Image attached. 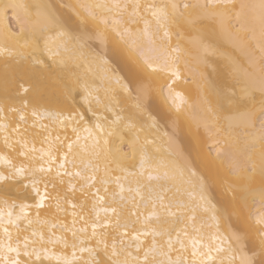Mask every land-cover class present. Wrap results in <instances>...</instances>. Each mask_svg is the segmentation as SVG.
<instances>
[{"label": "snow or ice", "instance_id": "6c2138e0", "mask_svg": "<svg viewBox=\"0 0 264 264\" xmlns=\"http://www.w3.org/2000/svg\"><path fill=\"white\" fill-rule=\"evenodd\" d=\"M3 7L28 9L26 5L5 4ZM60 8H66L71 15H65L50 4L31 6V10L26 11V14L35 19L30 20L27 25H22L20 33L17 34L23 36V43L17 49L0 48V54L15 55L27 61L28 67L25 71L36 80L37 101L51 83L59 93L56 102L68 109V114L65 115L62 110L47 112L33 106L31 115L35 119L32 127H36L37 120L45 118L59 122L64 128L76 120L74 93L81 86L80 78L75 74L67 77L57 76L52 66L43 59L42 53L47 54L50 59L53 58L50 47L53 39L59 41L56 54L58 55L61 49L70 53L68 59L76 63L77 67H88L94 60H99L104 65L108 63L106 59L93 53L89 41H99L105 47L109 43L114 44L137 68L132 82L124 83L116 78L121 90L134 101V111L127 117L113 112L115 119L110 121L113 127L106 135L99 122L95 125V134L91 129L85 128L84 131L88 132L89 138L92 139V145L80 146V152L77 154L80 156L79 161L76 155L69 159L74 145H79L81 139L78 127H72L76 139L67 144L68 152L59 157L55 152V142L49 143L47 149H37L34 142L30 144L28 129L25 128L21 132L19 124L13 128V132L18 134L15 139V144L20 146L18 155L29 161L38 159L40 164L38 167L24 162L16 165L10 159L0 156V163L10 169L9 175L0 174V181L30 176L32 191L37 197L31 207L37 209V212L33 219L27 211L30 206L21 203L20 213L15 214L11 210L17 207L15 202L9 205L7 199L2 201L3 207L9 210L7 213L0 210V264H44L45 260H55L56 264H216L219 257H214L213 252L231 253L233 249L231 245L227 250L216 245L215 241L220 239L219 235L203 231L205 227H218L216 213L219 209L209 199V189L212 184L218 183L225 191L232 193V214L238 215L241 205L246 204L249 186L256 171V165L249 155V146L246 144L244 148L240 147L242 133L239 129L254 128L256 120L259 119L258 134L264 142V0L252 4L241 3L238 6L233 0H205L204 3L182 4L171 0L170 3L162 5L129 4L113 0L111 4H61ZM141 8L150 13L152 19L141 15ZM72 17H75L83 31L72 30ZM205 20L215 25L214 33H218L222 41L241 51L246 50V42L249 39H255L258 29L260 40L257 47L260 56L258 75L254 55L246 53L248 68L226 57L229 60L230 75L235 81L230 87L239 88V98H236L234 90L231 95H227L228 85L216 90L214 94L227 99L232 109L230 114L221 117L219 110L223 105L218 103L217 110H214L206 96L200 97L199 102L207 107L204 109V115L199 118L193 116L192 120L197 134L202 130L206 138L205 165L209 174L200 176L194 183L192 177H196L197 173L192 170L190 162L185 161V164L180 166L174 160L154 156L149 150V145L155 152H160V147L147 135L141 142L137 132L127 141L128 151L118 149L116 155L108 149L107 137L118 134L121 126L130 132L133 131L142 124L144 117L152 121V127H155V120L146 109V101L154 91L163 94L167 89L168 98L173 100L176 111H181L185 100L174 87L183 79L181 64L184 66L183 72L188 75L202 76L198 71L199 67L206 65L207 57L219 50V46L209 40L200 37L193 39L185 35V30L201 32V22ZM233 20L239 27H234ZM141 22L143 28L131 27ZM174 36L177 41L175 45L172 44ZM7 39L8 37H5V40ZM181 40H187L191 47H182ZM26 49L30 51H25ZM220 54L223 55L222 52ZM53 63L57 62L53 60ZM59 64L65 65L66 60L61 58ZM184 83H188V80L185 79ZM19 86L24 92L29 91L23 83ZM84 90L88 89L85 87ZM257 91L261 97L259 117H256L245 103L253 102ZM85 100L87 101V97ZM112 100L117 106L120 104L117 96L113 95ZM22 103L23 107H9L8 110L16 112L19 120L27 123L26 110L29 102L25 99ZM10 104L11 97L5 96L0 104V119L7 120L4 115L5 106ZM107 110L112 111V107L107 106ZM97 119L99 120V117ZM178 124V121L173 122V136H169L170 147L175 144L173 137ZM40 127L47 131L46 125ZM7 128V123H0V130L5 132L4 144L16 151L10 143ZM120 139L122 143L125 142L123 136ZM59 140L57 135L56 141ZM37 152L40 153L39 156L36 155ZM170 155L180 153L173 149ZM137 157L139 163L129 165L128 162L136 161ZM53 171L60 185L65 184V176L70 178L64 190L58 189L56 183H52L54 194L47 191L48 181L36 177V173L47 176ZM260 175L264 179V152L261 153ZM40 183L44 185L43 192L38 187ZM111 185L115 187L110 190ZM77 192L83 197L79 203L75 200ZM241 192L245 195H240ZM89 199L91 211L95 213L94 218L87 210ZM108 199L112 204L121 206L119 212L116 207L106 205ZM261 199L264 201V190L261 191ZM46 201L49 203L46 204ZM128 204L132 205L129 216L136 219H125L121 224L124 208ZM45 208H55L52 219L41 218L40 210ZM69 208L71 212L68 211ZM140 208L145 211L140 212ZM101 211L105 213L104 219H101ZM109 212L116 216L115 225L107 219ZM61 213L72 216L71 224L60 220L58 214ZM201 213H211L210 222L200 217L201 223L197 227L196 221ZM186 220L191 222L192 233L188 231L189 225L184 223ZM255 223L256 227L246 224L245 232L236 230L232 233L231 238L237 243L254 233L253 242L256 248L251 255L240 248L239 264H264V212ZM136 224L141 227L136 228ZM179 224H183V227L178 228ZM110 226L115 227L118 233L123 229L118 240L113 236L109 242L110 234L106 229ZM45 227L47 234L43 230ZM68 234L71 235V240ZM142 237H151L150 243H145ZM57 246L63 249L71 247V258L57 254ZM189 250L190 258L187 255ZM78 252L87 253V256H78ZM101 252L106 259L98 258ZM256 257L260 259L257 260ZM220 264H224V261L220 260ZM229 264H235V257Z\"/></svg>", "mask_w": 264, "mask_h": 264}, {"label": "bare ground", "instance_id": "6f19581e", "mask_svg": "<svg viewBox=\"0 0 264 264\" xmlns=\"http://www.w3.org/2000/svg\"><path fill=\"white\" fill-rule=\"evenodd\" d=\"M112 2L113 0H0V48L7 47L9 49H17L20 47V45L23 43V36L17 34L20 33L22 25H27L30 20L35 19L34 17H29L26 14V11H30L31 6L33 5L50 4L54 6L56 10L64 13L65 15H71L66 8L61 9L60 5L77 3L111 4ZM119 2L129 4L140 3L141 5H162L170 3L171 0H119ZM175 2L181 4L184 2L204 3L205 0H175ZM233 3L238 6L241 3H259V0H233ZM5 4L26 5L28 6V9H14L12 7L4 8L3 6ZM140 12L141 15H147L148 19H152L151 14L146 13L143 8L140 9ZM201 25V32L185 30V35L193 39L200 37L205 40H209L214 45H218L219 50L216 54L209 55L207 57L208 63L206 65L199 67L198 71L203 74L202 76L193 77L188 75L186 72H183L184 66L181 64L180 67L182 69L183 79L178 81L174 86L176 91L179 92L185 100L181 111H176L173 100L168 98L167 89L164 90L163 94L154 91L150 98L146 101V109L155 120V127H152V121L147 120V118L144 117L142 118V124L133 131L130 132L121 126L119 128L118 134L107 137L109 141L107 147L112 151L113 155H116L118 149L128 151L127 141L131 139L137 132L140 135L141 142L143 141L144 136L147 135L150 139L155 141L156 145L160 147V152H155L152 149V146L149 145V150L152 151L154 156L165 158L167 160H174L175 163L180 166H183L185 161L190 162L192 170L197 173L196 177H192L194 183L200 176H207L209 174L205 165V159L207 157L205 144L206 138L204 137L202 130L199 135L197 134L192 120L193 116L199 118L204 115V109L207 107L206 105H203L199 102L200 97L206 96L211 102L214 110H217L218 103L223 105L222 109L219 110L221 117L230 114L232 109L229 107L227 99L224 97H217L214 94L216 90L228 85L229 88L226 89L227 95H231V91L234 90L237 94L236 98H239V88L233 89L230 87L234 85L235 81L230 75L229 60L226 59V57L238 62L242 67L248 68L247 54L254 55L257 61L258 75L260 56L259 48L257 47V44L260 40L258 29L256 31L255 39H249L246 42V50L241 51L232 44L222 41L219 38L218 33H214L215 25L211 21H202ZM233 25L234 27H239L235 20H233ZM131 27L143 28V23L141 22L139 25H132ZM71 28L76 32L83 31L75 17H72ZM5 37H8V39L5 40ZM176 42L177 41L174 36L172 39V44L175 45ZM89 43L92 46V51L94 54H98L108 61L106 65L102 64L99 60H94L89 63L88 67H77L76 63L68 59L70 53H65L61 49L60 53L58 55L56 54L57 46L59 44V41L56 39H53V41L50 42L53 58L50 59L47 54L42 53L43 59L52 66L57 76L67 77L75 74L78 78H80L81 86L78 87L74 93V113L76 115V120L72 121V123L67 128L62 127L59 122L53 121L49 118L37 120L36 127H32L33 120L35 119L31 115L33 106H36L40 110L47 112H59L62 110L65 115L68 114V109L62 104H58L56 102V98L59 96V93L56 91L55 86L51 83L49 84V87L42 92L39 101H37L35 98L36 80L34 76L25 71V69L28 67L27 61L21 60L15 55L9 56L0 54V104H2L5 96L11 97V104L5 106L4 115L7 117V120L0 119V123L8 124L7 134L10 137V143H12L16 149V151H13L11 148L5 146V132L0 130V156L10 159L16 165L24 162L25 164L30 165L35 164L38 167L40 164L38 159L36 161H29L18 155L20 146L15 144V139L18 138V134L13 132V128L19 124L21 127V132H23L25 128L28 129L27 136L30 144L34 142L37 149H40L41 147L47 149L49 143L55 142V152L59 157L68 152L67 144L75 141L76 134L72 132V127L75 126L79 128L81 139L79 145H74L73 152L69 154V159L71 160L73 155H76L77 160L79 161L80 156L77 154L80 152V146L87 145L88 147H91L92 145V139L89 138V133L84 131L85 128L91 129L95 134L97 131L95 129V125L99 122L104 127L106 135L107 131L111 130L113 127L110 123L111 120L115 119L113 112L127 117L131 112L134 111V101L130 100L121 90L120 85L116 83V78H119L124 83L132 82L137 72L136 65L129 61L126 55L121 53L112 43H109L107 47L100 44V42L96 40H91ZM180 43L182 47H191L187 40H181ZM41 47H43V41H41ZM25 51H30V49H26ZM221 52L223 55L220 54ZM61 58L66 60L65 65L59 64ZM53 60H55L57 63L54 64ZM106 76L107 78H105ZM185 79L188 80V83H184ZM21 83H23L25 87L29 88L28 92H24L23 89L20 88L19 85ZM85 87L88 89L87 91L84 90ZM113 95L120 99V104L118 106L112 100ZM254 95L255 100L253 102L245 103L247 107L254 112L256 117H259L261 97L258 91L255 92ZM85 97H87V101L85 100ZM25 99L29 102V107L26 110L27 123L21 122L19 120V115L16 112L8 110L9 107H23L22 102ZM176 103H180V101H176ZM107 106H111L112 111H108ZM89 109H91V111ZM121 109H123V111H121ZM81 116L83 117L82 120L80 119ZM98 117L99 120L97 119ZM175 121H178L179 124L173 137L175 144L170 147L169 136H173V122ZM40 125H46L47 131L41 128ZM259 127L260 120L257 119L254 128L239 129V131L242 133L240 137V147L244 148L246 144L249 146V155L251 160L256 165V171L249 186V194H247L246 204L241 205L238 215L232 214V193L225 191L224 187L218 183L212 184L211 188L209 189V199L219 209V211L216 213L218 218V227H213L212 229L205 227L203 231L205 233L211 231L219 235L220 239L215 241L216 245L221 246L226 250L229 248V245H231L233 249V252L231 253L228 251L219 254L213 252L214 257L217 255L219 257L216 260V264H220V260H223L224 264H229V261L233 257H235V264H239L240 248H243L244 251L249 255H251L253 250L256 248V245L253 242L254 233L249 238L242 239L239 243H237V241L231 237L233 231H247V228L245 227L246 224L256 227V219L262 212H264V201L261 199V191L264 190V179H262L260 175V159L261 153L264 152V142H262L259 138ZM57 135L60 137L59 141H56ZM121 136L124 137V143L121 142ZM173 149L177 150L180 155H170V152H172ZM36 155L39 156L40 153L37 152ZM128 163L129 165L131 163L138 164L139 158L137 157L136 161L130 160ZM68 167L71 168V165ZM0 174H10V169L7 165L0 163ZM36 177L38 179L48 181L49 186L47 191L53 194L54 189L52 188V183H56L58 189L64 190L67 188V181L70 179L69 177L65 176V184L60 185L59 181L56 179L55 171H53L51 174H48L47 176L41 173H36ZM30 180L31 177L26 176L23 178L18 177L14 180H9L6 182L0 181V210H3L5 213H7L9 210L3 207L2 201L4 199L8 200L9 205L15 202L17 207L11 209L15 214L20 213L19 205L21 203H25L30 206L27 211L34 219L37 209L31 207V205L35 204L37 197L32 191ZM26 184L28 187L25 188L24 185ZM38 187L40 188L41 192L44 191L43 183H40ZM109 187L111 190L114 189L115 186L111 185ZM239 194L245 195L243 192ZM125 195L127 196L128 193L126 192ZM82 199L83 197L81 193L77 192L75 195L76 202L79 203ZM137 200H139L138 197ZM47 203H49V201H46V204ZM106 205L116 207L118 212L121 209L119 204H112L110 199L106 201ZM131 208V204H128L124 208L123 216L121 217V224L124 223L125 219H131L133 221L136 219V217L129 216V209ZM224 209H227V211H224ZM87 210L94 218L95 213L91 211L90 199L88 200ZM68 211L71 212V209L69 208ZM77 211H79V209H77ZM139 211L144 212L145 210L140 208ZM54 213L55 208H45L40 210L42 219L45 217L52 219ZM58 215L60 216V220L62 222L71 224V215H65L63 213ZM100 215L101 219L105 218V213L103 211H101ZM210 216L211 213L198 214L196 226H200V217H203L210 222ZM107 219L110 220L113 225H115L116 216L114 214L109 212L107 214ZM21 223L23 226V222ZM184 223L189 225L188 231L189 233H192L191 222L186 220ZM33 227L40 226L33 225ZM135 227L140 228L141 225L136 224ZM177 227L182 228L183 224H179ZM43 230L45 234H47V228L45 227ZM98 231L100 230L98 229ZM106 231L110 234L109 242H111V238L113 236H115L117 240L119 239V234L123 232V229H120L118 233L115 227L110 226L108 229H106ZM57 232L59 234L58 230ZM89 232H91L90 228ZM129 232L131 233V229H129ZM0 235H2V233H0ZM68 238L71 240L70 234H68ZM142 239L145 241V243H150L151 241V237H142ZM173 239H175V233H173ZM221 241H223V243H221ZM55 251L57 254H63L71 258V247L63 249L60 246H57ZM77 255L87 256V253L81 254L78 252ZM187 255L188 258H190V250ZM98 258L106 259L102 252ZM173 258H175V253H173ZM256 259L259 260L260 257H256ZM44 264H56V261L52 260L49 262L45 260Z\"/></svg>", "mask_w": 264, "mask_h": 264}]
</instances>
